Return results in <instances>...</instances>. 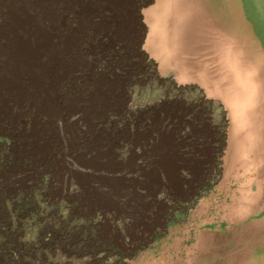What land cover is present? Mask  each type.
Instances as JSON below:
<instances>
[{"label":"rangeland","instance_id":"374dc122","mask_svg":"<svg viewBox=\"0 0 264 264\" xmlns=\"http://www.w3.org/2000/svg\"><path fill=\"white\" fill-rule=\"evenodd\" d=\"M65 1L58 33L80 65L60 109H0V188L48 176L22 243H47L35 227L52 220L109 250H55L48 264H264V0H123L134 40L116 0ZM101 82L116 95L96 114Z\"/></svg>","mask_w":264,"mask_h":264},{"label":"bare ground","instance_id":"6f19581e","mask_svg":"<svg viewBox=\"0 0 264 264\" xmlns=\"http://www.w3.org/2000/svg\"><path fill=\"white\" fill-rule=\"evenodd\" d=\"M109 3L115 10H124L116 18L120 23L119 35L134 40L136 32L128 25L135 20L133 13L123 0ZM69 8L65 0H0V18H4L0 23V49L4 57L0 69V109L6 110L10 102L20 107L40 100L54 102L51 112L56 107L60 109L56 99L62 91L60 83L80 65L78 60L66 58L73 43L58 33ZM151 38L147 46L153 45ZM97 85L96 114L107 109L116 95L115 85ZM48 139L40 140L39 152H47L52 140Z\"/></svg>","mask_w":264,"mask_h":264},{"label":"trees","instance_id":"16d2710c","mask_svg":"<svg viewBox=\"0 0 264 264\" xmlns=\"http://www.w3.org/2000/svg\"><path fill=\"white\" fill-rule=\"evenodd\" d=\"M31 158L20 155L12 160L17 169H27L31 165ZM5 162H3V167ZM2 167V168H3ZM34 181L24 184L11 183L10 188H0V264H48L54 251L78 254L80 252H94V249L109 250L108 242L97 240L89 235L86 228L66 231L64 225H52V220L37 225L35 237L40 240L43 234L50 239L39 248L25 245L21 241L27 223H37L45 216L40 201L45 192L42 186L48 178L43 169L34 170ZM54 205L47 208L53 218ZM96 215L103 213L96 212ZM91 219V218H89Z\"/></svg>","mask_w":264,"mask_h":264},{"label":"crops","instance_id":"0c3cea01","mask_svg":"<svg viewBox=\"0 0 264 264\" xmlns=\"http://www.w3.org/2000/svg\"><path fill=\"white\" fill-rule=\"evenodd\" d=\"M213 243V241H211Z\"/></svg>","mask_w":264,"mask_h":264}]
</instances>
